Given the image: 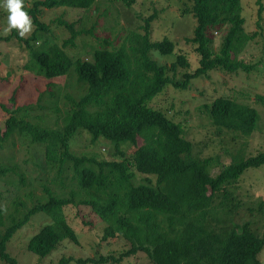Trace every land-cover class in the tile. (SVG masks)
Masks as SVG:
<instances>
[{
    "label": "trees",
    "instance_id": "1",
    "mask_svg": "<svg viewBox=\"0 0 264 264\" xmlns=\"http://www.w3.org/2000/svg\"><path fill=\"white\" fill-rule=\"evenodd\" d=\"M96 1L32 0L31 6L23 2L33 25L31 33L25 37L11 30L6 37H0L1 41H8L14 36L30 51L34 59L31 69L36 75L51 79L72 73L79 87L75 96L64 95L68 108L62 115L56 105L53 107L59 124L44 123L39 115L29 118L32 107L25 104L10 110L0 127V147L16 133L26 135L32 142L43 145L44 163L55 172V186L68 185L67 175L71 172L69 184L75 180L78 188V191L56 193L43 185L44 200L25 211L20 210L24 205L19 198L11 202L8 224L0 230V259L18 264L6 251V243L36 212L48 215L50 222L29 238L28 251L44 257L63 240L78 242L64 215L67 205L75 204L78 196V203L89 207L105 223L101 239L121 236L129 247L118 256L98 259L64 256L57 264H97L108 258L120 262L137 252L145 253L152 264H260L258 255L264 248V234L259 235L257 228L251 226L252 219L238 223L236 219L241 210L244 216L262 213L264 202L243 206L236 188L246 169L264 165V151L249 156L240 151L234 155L231 172L223 171L214 178L211 176L214 158L195 154L182 125L149 104L167 86L185 89L190 80L209 78L214 69L236 72L252 67L236 57L255 34L244 32L241 0H213L228 13L226 17L211 18L204 13L208 1L192 0L190 11L195 25L192 36L185 40L193 44L199 62L194 70L184 71L181 78H176L174 73L178 67L188 69L190 63L183 53L175 52L172 40H150L154 14L144 19L141 34H132L128 51L124 46H104L94 49L88 59L67 55L63 48L74 45L79 32L74 29V23L61 17L55 19L56 24L64 26L70 36L63 40L62 48L47 42L49 26L39 17L43 8L87 9ZM108 1L126 6L134 2ZM223 25L226 28L223 43L218 52H211L207 48L209 32ZM43 43L48 44L46 48H42ZM152 50L162 55L174 53L175 59L170 65L159 64L150 57ZM11 101L14 104V96ZM207 108L217 135L233 132L245 139L259 117L253 106L225 96L215 97ZM81 131L89 135L92 145L99 139L107 140L113 145L112 155L122 159L73 155L70 142ZM123 144L133 147L130 159L120 148ZM14 172L15 165L0 162V179ZM135 172L145 175L143 181L133 182ZM15 175L17 178L9 181L17 187L25 185L22 173ZM3 217L6 215L2 216L0 209L1 225Z\"/></svg>",
    "mask_w": 264,
    "mask_h": 264
},
{
    "label": "rangeland",
    "instance_id": "2",
    "mask_svg": "<svg viewBox=\"0 0 264 264\" xmlns=\"http://www.w3.org/2000/svg\"><path fill=\"white\" fill-rule=\"evenodd\" d=\"M98 4L96 5V2ZM87 9L71 7L43 8L40 20L49 26L47 42L57 43L62 48L63 40L70 36L64 26H58L55 19L61 17L69 23H74V29L79 33L74 39V45L63 48L64 52L73 57L90 58L91 52L100 47L118 48L124 46L128 51L131 45L130 38L133 33H142L144 19L154 14L150 23L149 38L158 41L168 38L175 43V52L183 53L189 63L188 69L178 67L174 73L181 78L186 70H194L198 66L199 55L193 49V44L185 39L192 36L195 19L190 8L192 0H134L126 6L121 2L97 0ZM205 16L226 17L228 10L223 6L206 0ZM24 4L31 6L32 0H23ZM96 5V6H95ZM242 15L244 17V32L254 34L243 49L237 53V58L246 64L252 65L248 71L238 70L226 72L212 70L210 77H196L189 81L187 88L177 89L167 86L156 95L149 104L164 111L172 120L179 122L185 136L193 144V152L201 157L211 156L214 163L211 165V176L216 178L221 172H231L234 155L249 156L264 151V0H241ZM260 13L258 15V10ZM6 12L0 8V37H6L11 31H6ZM33 25L23 36L31 33ZM90 31V33L80 31ZM225 25L209 32L207 48L211 52H218L222 43ZM11 37L8 41L0 40V127L9 116V111L20 105H30L29 118L39 115L44 123L59 124L56 120L53 107L56 105L60 115L68 108L64 95L75 96L79 90L75 76H57L45 79L33 73V57L30 51L21 46L20 42ZM48 44L43 43L42 48ZM149 55L159 64L170 65L175 59L174 53L169 55L150 51ZM172 75L171 72H168ZM15 97L14 104L11 101ZM229 97L238 103L253 106L258 111V120L254 130L245 139L238 138L233 132L215 133L210 123L208 108L215 97ZM40 120V119H38ZM41 121V120H40ZM40 121H37L41 123ZM47 126V125H46ZM88 134L84 131L76 134L70 142V152L75 156H93L97 158L122 159L113 156V145L107 140L99 139L94 145L90 144ZM125 157L130 159L133 147L130 144L121 145ZM0 162H10L15 165V174L22 173L25 185L17 187L10 179L14 174L6 175L0 179V209L3 224L6 226L11 209V202L21 200L24 205L20 210L43 201L46 197L43 185L49 186L56 193H67L73 189L78 191L76 181L64 187H57L53 181L55 172L48 169L44 163L43 145L32 142L26 135L14 134L11 140L0 147ZM145 175L135 172L134 183L143 181ZM154 180V178H152ZM236 194L245 205H256L264 202V165L246 169L237 182ZM77 199L75 204L67 205L64 210L65 219L78 237V242L70 240L61 241L49 254L39 257L27 250L29 238L39 228L50 222V217L42 212L32 214L28 222L19 228L6 243V251L14 257L18 264H57L64 256L73 258L94 257L118 254L128 249V242L121 236L102 240L105 223L96 216L89 207L80 205ZM236 222L252 219L251 226L257 228L259 235L264 234V210L248 216L240 211ZM260 264H264V248L258 255ZM0 264H8L0 259ZM68 264H77L69 262ZM90 264V263H89ZM97 264H152L145 253L137 252L120 262H112L108 258L105 262Z\"/></svg>",
    "mask_w": 264,
    "mask_h": 264
},
{
    "label": "clouds",
    "instance_id": "3",
    "mask_svg": "<svg viewBox=\"0 0 264 264\" xmlns=\"http://www.w3.org/2000/svg\"><path fill=\"white\" fill-rule=\"evenodd\" d=\"M0 8L6 12V31L16 30L23 36L31 28V20L23 9V0H0Z\"/></svg>",
    "mask_w": 264,
    "mask_h": 264
}]
</instances>
